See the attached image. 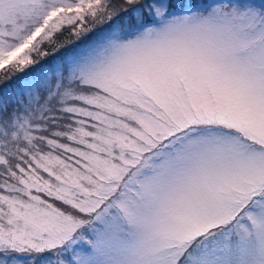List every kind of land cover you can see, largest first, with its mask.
I'll use <instances>...</instances> for the list:
<instances>
[{"label": "snow or ice", "instance_id": "6c2138e0", "mask_svg": "<svg viewBox=\"0 0 264 264\" xmlns=\"http://www.w3.org/2000/svg\"><path fill=\"white\" fill-rule=\"evenodd\" d=\"M0 264H264V0H0Z\"/></svg>", "mask_w": 264, "mask_h": 264}]
</instances>
